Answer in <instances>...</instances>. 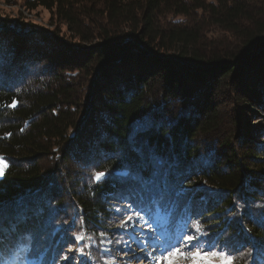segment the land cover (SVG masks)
Returning <instances> with one entry per match:
<instances>
[{
  "label": "trees",
  "instance_id": "trees-1",
  "mask_svg": "<svg viewBox=\"0 0 264 264\" xmlns=\"http://www.w3.org/2000/svg\"><path fill=\"white\" fill-rule=\"evenodd\" d=\"M20 1L55 24L0 11V264L21 252L28 264H104L99 233L126 238L107 227L113 208L154 207L126 178L92 184L106 158L104 168L132 166L149 185L154 159L165 162L152 194L166 178L168 237L198 216L239 250L237 264L249 252L264 264V0ZM77 230L92 240L77 244Z\"/></svg>",
  "mask_w": 264,
  "mask_h": 264
},
{
  "label": "snow or ice",
  "instance_id": "snow-or-ice-1",
  "mask_svg": "<svg viewBox=\"0 0 264 264\" xmlns=\"http://www.w3.org/2000/svg\"><path fill=\"white\" fill-rule=\"evenodd\" d=\"M17 103V99L13 97L6 107L8 109H15ZM21 131H23V129H21ZM11 135V132L6 134L7 137H10ZM3 138L5 137H0V139ZM106 163L107 158L100 160L94 165V168L97 170L92 171L90 174V179L94 186L102 187L104 183L110 181L113 174H115V176L126 178L140 185H144L142 191L147 192V199H149L151 204L154 205V207H148L146 211L145 208L137 207L136 204L129 201L127 206L116 209V212L122 213L118 226L124 231H131L133 236L142 235L146 230L160 232L161 228L159 221L167 219L174 211V209L166 207L165 205V200L167 198L165 189L168 185L166 178L159 186L156 195L153 196L152 194L153 189L156 188L155 178L161 175L165 162L163 160L154 159L153 163L156 167L150 185L145 184L144 177L141 175L140 170L135 169L132 166L125 167L122 164L124 170L116 171L110 167L104 168L103 166ZM7 168L8 163L6 162V158L0 156V177L4 175ZM204 183L206 184L207 182L205 181ZM181 188L183 190V184L181 185ZM195 191V188H189L183 190V194L187 195ZM185 211L187 212V209H185ZM153 213H155V215H153ZM233 215L236 214L233 213ZM24 218L25 205L23 202H20L14 209V232L18 230V222L23 221ZM204 223L205 222L201 217L193 215L186 221L184 230L179 235L168 238H166L165 235H154L151 237L150 243L147 240L138 241L139 243L146 245V248L141 249V251L144 252V259L147 260L149 264H184V261L189 259L192 260L193 264H237L238 259H241L239 250L227 244L221 247L219 243L211 239ZM73 236L77 244L81 241L92 240L91 236H86L81 230L74 232ZM99 236L101 244L112 243V241L107 239L106 232H100ZM206 237L207 239H205ZM5 247L6 241L3 236V229L0 228V253H3ZM24 251H27V249H24ZM69 251H72L71 247L69 248ZM78 251L81 255L84 254V248H79ZM102 251L107 252L109 256L113 255V253L106 247L103 248ZM250 255V252L244 254V264H252V262L247 259ZM64 259H69V257H64ZM0 260H3L2 255H0ZM3 264H7V261L4 260ZM104 264H116V260L114 258L106 260ZM137 264H142V261H140L139 258H137Z\"/></svg>",
  "mask_w": 264,
  "mask_h": 264
},
{
  "label": "rangeland",
  "instance_id": "rangeland-1",
  "mask_svg": "<svg viewBox=\"0 0 264 264\" xmlns=\"http://www.w3.org/2000/svg\"><path fill=\"white\" fill-rule=\"evenodd\" d=\"M0 11L2 14H6L9 20L12 21H26L30 24H32L35 27H41L43 29H49L53 30L55 23L52 24L51 20V14L43 9L38 8L35 11L27 10L23 7V2L20 0H13L11 2H5L3 0H0ZM252 110H255L254 107L251 108ZM256 125L260 124L261 121H255ZM264 143V142H263ZM3 156V155H0ZM4 157V156H3ZM7 162V161H6ZM3 177V176H2ZM0 177V179L2 178ZM128 202H120L118 205H116L113 208V211L111 213V217L109 218V221L107 222V227L109 229H115V230H121V228L118 226L120 223V217L122 213L116 212L117 208L125 207L127 206ZM143 223V222H141ZM123 231V229H122ZM154 235H165L166 238L168 235L165 232H153L151 230H146L144 234L133 236L131 234V231H125V237L123 240L120 238L119 240H114V238H110L107 236V239L112 241V243L109 244H102L103 248L109 249L113 255L109 256L108 254V260L115 259L116 264H137V258H139L140 261H142V264H149L147 260L144 259V252L141 251L142 248H146L145 244H141L138 241H144L147 240L149 243L151 242V237ZM115 244H119V248L117 249V246ZM72 251L70 252H78V255L80 256V252L76 251V246H72ZM22 254H19L15 264H28L25 259L24 252H21ZM82 259H87V256L84 254L81 257ZM79 259V258H78ZM184 264H193L192 260L189 259L187 261H184Z\"/></svg>",
  "mask_w": 264,
  "mask_h": 264
}]
</instances>
